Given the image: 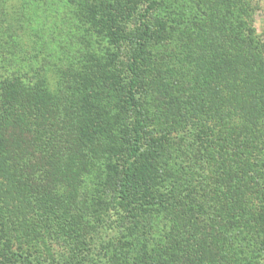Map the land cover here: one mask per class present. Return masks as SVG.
<instances>
[{"label": "trees", "instance_id": "trees-1", "mask_svg": "<svg viewBox=\"0 0 264 264\" xmlns=\"http://www.w3.org/2000/svg\"><path fill=\"white\" fill-rule=\"evenodd\" d=\"M183 1L76 0L91 58L51 66L70 87H54L62 93L60 109L39 111L33 91L39 80L10 69L16 54L2 61L1 264H41L37 250H12L9 230L36 245L61 242L70 251L67 264H175L171 257L180 262L185 247L149 246L150 234L146 241L138 228L157 213L170 224L172 204L182 199L189 214L200 216L192 227L199 231L179 225L168 233L183 245L194 235L188 264H264V42L253 26L257 5ZM7 127L16 139L3 133ZM81 175L95 183L92 219L112 230L95 233V250L85 244L90 225L78 235L79 220L90 221L81 211L88 194V184L76 181ZM73 179L62 199L75 209L49 207Z\"/></svg>", "mask_w": 264, "mask_h": 264}, {"label": "rangeland", "instance_id": "rangeland-1", "mask_svg": "<svg viewBox=\"0 0 264 264\" xmlns=\"http://www.w3.org/2000/svg\"><path fill=\"white\" fill-rule=\"evenodd\" d=\"M165 1L166 0H163V2ZM4 2L6 6L0 7V64H4L2 62L4 60L8 63V60H10L9 57L16 54L18 62H12V64H10V69L22 68L24 69L26 79L32 78V82L35 83L39 80V84L36 83L37 89L33 90L36 92L35 96L39 102L37 109L42 112H44L45 109L56 108L57 106L60 109L64 103L62 101V93L59 91L55 93L54 87L58 85L59 89L67 92H70V89H68L70 87L64 82L67 76L64 79L62 78L64 72L51 70V66L55 64V62L60 63L59 61L65 63V60L71 57L77 56L78 59L85 61H89L88 59L91 58V55H87L88 52L92 51V47L90 48L87 45L89 37L87 38L84 28H81L79 24H77L76 0H4ZM171 2L175 5H182V2L184 3L183 0H170V4ZM254 2L257 5V9L253 17V26L255 34L264 42V0H254ZM159 12H164V9H160ZM86 47L88 49H86ZM169 47L177 51V42L172 41ZM82 54L86 55L82 56ZM6 66L9 65L6 64ZM5 74L6 73H0V82ZM54 117L57 118V115ZM3 133L6 136L17 138V132L13 127H7L5 130L3 129ZM196 144L197 143H193L197 151L198 147H196ZM186 148L187 152H191L192 149L189 145H187ZM97 162V159L91 161L94 168H96L95 165ZM81 176L83 177L76 181L78 183L84 182L88 184L86 188L88 194L83 195L81 199V211L83 214L89 215L90 221L87 220V216H85L82 221L79 220L78 224L81 230L78 235H83L85 228L90 225L85 235L88 243L85 242V244H88L89 247L95 250L100 245L98 235H95V233L100 230L103 236L106 237V233H112V230L108 229V224L102 226L103 222L99 221V224H97L92 219V213L88 207V202L94 196L95 191L93 185H95V183L94 181H89L87 175ZM73 181L74 179L61 187V192L57 196L58 199L56 198L49 207L64 208L67 203L69 205V207H66L68 211L72 212L73 208L75 209L74 204L71 205V202L67 199L66 201L62 199V197L69 198L72 193V186L74 185ZM184 182L187 181H182V183ZM186 191L187 189L185 187L182 195H185ZM187 201V199H182L172 204L173 209L170 210L172 213L170 212L169 214L171 216L169 219L172 220L170 224L158 213L150 218V221L152 220L151 223H149L148 220L140 219L139 221V234H142L145 239L149 236L148 234H150L151 241L146 239L149 246H160L164 249L166 243H171L174 247H185L186 250L184 248L178 250V252H181L182 256L180 262L176 260V255L171 257L172 261H176L175 264H188L186 256L190 253V247L195 245L193 242L195 237L189 234L188 236L191 238L188 242L182 241L185 242L183 245L178 239H173L169 235L168 230L172 226L177 227L179 225H185L191 232L197 233V231H199L198 226L196 228L192 227H195L193 225L194 220L197 221L196 218L200 216L196 217L194 214L188 213ZM44 222L45 221L42 222V225ZM150 224H152V226H150ZM156 224L159 226L154 230ZM13 232L14 231L9 230L7 234V237L12 243V250H18V247H22V249L31 248L30 251L37 250L39 254H41V264H67L70 258V251L66 246L62 245L61 242L56 240L48 245V247L39 242L37 246L34 242H29L28 239L26 240L25 237L21 235H14ZM155 234L157 238L154 237L152 239ZM85 244L82 246L83 248L86 247ZM195 246H197V244ZM137 248L139 249H136V251L139 253L142 252L140 246L137 245ZM87 249L86 247L83 253L85 252L87 254ZM92 249H90V251H92ZM249 251V256L255 258L257 251H253V249ZM127 255L130 256L131 253ZM131 263L135 264V260H131Z\"/></svg>", "mask_w": 264, "mask_h": 264}]
</instances>
